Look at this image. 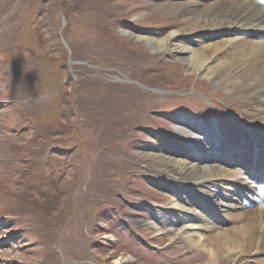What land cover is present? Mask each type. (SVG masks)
I'll return each instance as SVG.
<instances>
[{
	"label": "rangeland",
	"instance_id": "374dc122",
	"mask_svg": "<svg viewBox=\"0 0 264 264\" xmlns=\"http://www.w3.org/2000/svg\"><path fill=\"white\" fill-rule=\"evenodd\" d=\"M174 1L0 0V226L33 238L30 264H198L196 247L164 235L182 226L167 209L183 183L148 155L180 143L179 116L239 128L247 101L214 89L187 53L147 45L185 25L189 7L153 6ZM195 40L201 48L205 38ZM209 99L232 109L217 110L226 119ZM8 187L22 195L17 213ZM55 222L59 238L48 233ZM256 260L264 253L238 264Z\"/></svg>",
	"mask_w": 264,
	"mask_h": 264
},
{
	"label": "bare ground",
	"instance_id": "6f19581e",
	"mask_svg": "<svg viewBox=\"0 0 264 264\" xmlns=\"http://www.w3.org/2000/svg\"><path fill=\"white\" fill-rule=\"evenodd\" d=\"M153 6L177 14L189 7L190 13L182 20L184 26L160 37L146 36L147 45L156 52L173 46L175 52L187 53L186 64L208 78L214 89H226L229 98L247 101L242 108L247 116L243 113L235 119L239 128L179 116L174 120L183 137L180 143L149 153L148 159L168 182L183 183L182 192L176 190L172 208L167 209L182 226L174 233L166 229L164 235L170 243L184 239L196 247L198 264H216L217 260L219 264H238L246 255L264 253V204L245 208L241 201L253 187L249 176L264 173V8L252 0H213L204 7L200 0H176ZM174 20L179 27L181 22ZM181 37L190 39L192 45L175 46ZM199 37L205 38L201 48L195 42ZM222 107L227 113L232 111ZM7 191L12 202H5L13 203L10 210L17 213L22 195L11 187ZM48 209L45 214L50 213ZM222 218L226 224H216ZM166 221L173 224L171 219ZM5 223L0 226V264H30L33 238L28 240L8 220ZM67 223L65 230L70 228V218ZM60 224L55 222L48 233L59 238L56 230ZM46 226L47 222L43 233ZM189 231L198 238L192 239Z\"/></svg>",
	"mask_w": 264,
	"mask_h": 264
}]
</instances>
